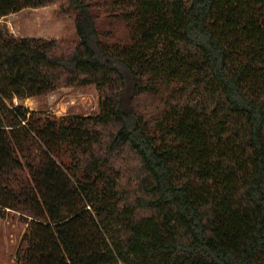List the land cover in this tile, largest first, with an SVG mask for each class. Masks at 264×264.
I'll return each instance as SVG.
<instances>
[{
	"label": "trees",
	"instance_id": "obj_1",
	"mask_svg": "<svg viewBox=\"0 0 264 264\" xmlns=\"http://www.w3.org/2000/svg\"><path fill=\"white\" fill-rule=\"evenodd\" d=\"M60 1L75 43L0 29V218L30 217L16 264H264V0H0V16ZM101 6L128 43L102 39ZM85 85L94 115L22 103Z\"/></svg>",
	"mask_w": 264,
	"mask_h": 264
},
{
	"label": "rangeland",
	"instance_id": "obj_2",
	"mask_svg": "<svg viewBox=\"0 0 264 264\" xmlns=\"http://www.w3.org/2000/svg\"><path fill=\"white\" fill-rule=\"evenodd\" d=\"M97 22L104 31L102 39L110 44H126L130 39L126 20L107 6L94 9ZM0 29L16 36L57 38L70 43L78 41L75 12L66 2L37 8L25 7L0 16ZM16 103V98L7 103ZM22 103L41 115L57 118L72 115H94L100 110V93L95 85L62 86L53 91L27 97ZM29 216L14 209H6L0 218V264H16L17 252L28 229Z\"/></svg>",
	"mask_w": 264,
	"mask_h": 264
}]
</instances>
